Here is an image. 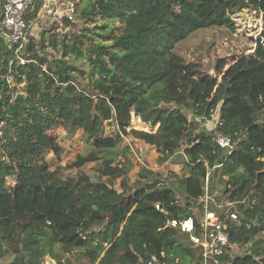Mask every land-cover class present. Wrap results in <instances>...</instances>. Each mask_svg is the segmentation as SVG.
<instances>
[{
    "label": "trees",
    "instance_id": "trees-1",
    "mask_svg": "<svg viewBox=\"0 0 264 264\" xmlns=\"http://www.w3.org/2000/svg\"><path fill=\"white\" fill-rule=\"evenodd\" d=\"M72 1L80 21L107 20L95 28L102 31L84 26L47 43L43 33L29 37L23 64L0 38V261L145 264L155 256V264H199L187 234L167 222L198 220L193 206L209 172V193L218 186L217 201H236L237 221L225 220L230 243L249 245L244 255L227 248L218 259L264 264V0ZM39 7L36 1L25 20ZM243 9L263 22L253 51L216 58L213 72L175 51L196 31L234 30L232 15ZM216 110L215 129L234 143L229 154L213 131L199 128ZM133 116L150 131L132 128ZM105 122L112 135H103ZM56 127L82 130L91 148L77 163L53 167L45 159L49 152L61 158ZM123 137L154 146L160 162L179 153L186 173L178 185L145 166L129 184L131 147ZM88 161L95 179L65 174Z\"/></svg>",
    "mask_w": 264,
    "mask_h": 264
},
{
    "label": "rangeland",
    "instance_id": "rangeland-1",
    "mask_svg": "<svg viewBox=\"0 0 264 264\" xmlns=\"http://www.w3.org/2000/svg\"><path fill=\"white\" fill-rule=\"evenodd\" d=\"M74 15V19L70 26L65 25L64 17H45L42 16L39 21L33 22L30 27V35L35 39H39L43 33L46 43L48 40L55 39L60 40L65 32L74 33L80 28L88 27L92 29V32L98 31L95 29L107 20H97L95 22H82L79 18V13ZM235 22V29L230 30L227 28H207L194 32L185 40L179 42L175 46V51L182 55L186 60L199 62L202 69L205 71L213 72L212 67L216 58L239 56L245 53H249L254 50L256 38L259 37L262 29L261 14L252 10H239L232 15ZM113 22H108V27H113ZM118 25V23H115ZM77 32V31H76ZM88 33V31H87ZM99 40V38H96ZM105 42V41H104ZM48 53L57 54L56 50L48 45L45 49ZM9 80H11L9 78ZM21 84L17 85L19 91ZM21 94V92H19ZM199 128L210 131L212 130L218 120V111H214L209 119H199ZM131 127L140 130L149 131V127L141 123L140 120L133 116L131 119ZM54 134L57 137V141L62 146L63 151L61 158L57 161L53 157V153L46 154L45 159L53 164H60L65 166L66 164L77 163L82 155L88 153L90 147L89 142H86L82 130H77L74 134L70 135L62 127H56ZM114 133V127L111 123L105 122L103 125V135L108 136ZM122 144H128L131 147V155L129 158L132 160V168L128 174L129 184L132 186L138 181V172L142 166L150 169L154 173H158L162 176L165 183L170 184L174 182L178 185L179 180L186 173L182 163L179 160V153L173 155L166 161L160 162V154L154 146L146 143L142 140H133L131 138L123 137ZM95 161H88L80 165H74L72 170H65V174H75L78 170L88 173L92 178H96V171L94 169ZM15 172L7 179L8 184L14 183ZM115 187L120 190L119 180L115 181ZM178 187V186H177ZM209 193L211 196L219 195L220 191L218 186L211 188ZM225 201V200H222ZM194 212L200 214V203L195 202ZM249 245H236L231 249L232 256H241L248 252ZM12 259L11 255L0 261V264H7ZM55 261V260H54ZM56 263V262H55ZM44 264L47 261L44 260Z\"/></svg>",
    "mask_w": 264,
    "mask_h": 264
},
{
    "label": "built area",
    "instance_id": "built-area-1",
    "mask_svg": "<svg viewBox=\"0 0 264 264\" xmlns=\"http://www.w3.org/2000/svg\"><path fill=\"white\" fill-rule=\"evenodd\" d=\"M36 1L40 5L39 11L36 18L28 22L25 16ZM75 14L76 5L72 0H3L0 15V38L6 50L13 51L18 61L23 64L25 62L23 50L31 37L29 31L33 22L39 21L42 16L64 17L73 21ZM210 131H213L215 145L229 154L234 146L231 137L217 131L215 127ZM209 182L208 172L204 178L205 194L197 201L201 206L198 220L190 216L184 219H170L167 224L187 234L191 247L197 248L200 252L199 264H224L218 257L223 255L227 248L236 246L230 243L225 221L226 219L237 221L236 201H217L208 193ZM211 203L213 208L210 207ZM155 208L160 209L159 204H155ZM155 262L156 257L153 256L145 264H155Z\"/></svg>",
    "mask_w": 264,
    "mask_h": 264
},
{
    "label": "water",
    "instance_id": "water-1",
    "mask_svg": "<svg viewBox=\"0 0 264 264\" xmlns=\"http://www.w3.org/2000/svg\"><path fill=\"white\" fill-rule=\"evenodd\" d=\"M20 96H21V94L17 95V97H20ZM44 260L47 261V264H56L55 261L52 258H50L49 256H46Z\"/></svg>",
    "mask_w": 264,
    "mask_h": 264
},
{
    "label": "crops",
    "instance_id": "crops-1",
    "mask_svg": "<svg viewBox=\"0 0 264 264\" xmlns=\"http://www.w3.org/2000/svg\"><path fill=\"white\" fill-rule=\"evenodd\" d=\"M150 131V130H149ZM153 131V130H152Z\"/></svg>",
    "mask_w": 264,
    "mask_h": 264
}]
</instances>
